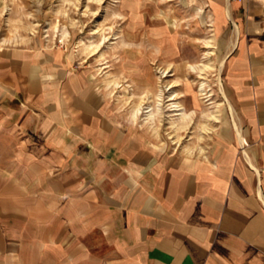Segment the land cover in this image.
<instances>
[{
  "label": "crops",
  "instance_id": "crops-1",
  "mask_svg": "<svg viewBox=\"0 0 264 264\" xmlns=\"http://www.w3.org/2000/svg\"><path fill=\"white\" fill-rule=\"evenodd\" d=\"M244 51L230 63L229 93L251 128L247 141L261 143L264 104L250 103L249 72L263 68ZM42 69L26 54L0 67V90L21 98V115L33 112L39 130L62 138L31 152L23 136L0 162V264H264V164L255 161L264 150L240 155L223 137L200 155H124L123 131L87 124L82 104L50 108ZM246 139L238 136L240 148Z\"/></svg>",
  "mask_w": 264,
  "mask_h": 264
},
{
  "label": "rangeland",
  "instance_id": "rangeland-1",
  "mask_svg": "<svg viewBox=\"0 0 264 264\" xmlns=\"http://www.w3.org/2000/svg\"><path fill=\"white\" fill-rule=\"evenodd\" d=\"M240 48L263 68L249 80L250 103L264 104V0H0V67L10 54L45 66L39 77L53 95L50 108L82 104L87 124L123 131L124 155H200L223 137L240 155L263 151L264 130L261 143L247 141L251 128L229 93ZM22 103L0 90V162L23 136L32 138L31 152L62 139L55 127L39 130L33 112L21 115Z\"/></svg>",
  "mask_w": 264,
  "mask_h": 264
}]
</instances>
